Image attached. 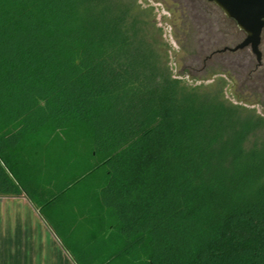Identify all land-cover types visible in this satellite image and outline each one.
<instances>
[{"label":"trees","instance_id":"trees-1","mask_svg":"<svg viewBox=\"0 0 264 264\" xmlns=\"http://www.w3.org/2000/svg\"><path fill=\"white\" fill-rule=\"evenodd\" d=\"M132 2L0 0V197L76 264H264V118L173 78Z\"/></svg>","mask_w":264,"mask_h":264},{"label":"rangeland","instance_id":"rangeland-1","mask_svg":"<svg viewBox=\"0 0 264 264\" xmlns=\"http://www.w3.org/2000/svg\"><path fill=\"white\" fill-rule=\"evenodd\" d=\"M126 1H137L135 12L149 23L151 37L173 78L190 88L224 89L229 102L264 118V33L263 67L251 74L257 59L250 48L208 60L217 49L235 48L246 35L217 10L210 17L202 0ZM254 140L255 136L249 138ZM7 216L8 211H0V246L9 244L11 224Z\"/></svg>","mask_w":264,"mask_h":264},{"label":"crops","instance_id":"crops-1","mask_svg":"<svg viewBox=\"0 0 264 264\" xmlns=\"http://www.w3.org/2000/svg\"><path fill=\"white\" fill-rule=\"evenodd\" d=\"M0 211H8L11 224L9 244L0 246V264H76L26 197H0Z\"/></svg>","mask_w":264,"mask_h":264},{"label":"water","instance_id":"water-1","mask_svg":"<svg viewBox=\"0 0 264 264\" xmlns=\"http://www.w3.org/2000/svg\"><path fill=\"white\" fill-rule=\"evenodd\" d=\"M217 5L225 16L236 22L238 28L245 33V40L235 48H227L222 52H237L250 48L258 64H262L261 51L264 32V0H208Z\"/></svg>","mask_w":264,"mask_h":264},{"label":"flooded vegetation","instance_id":"flooded-vegetation-1","mask_svg":"<svg viewBox=\"0 0 264 264\" xmlns=\"http://www.w3.org/2000/svg\"><path fill=\"white\" fill-rule=\"evenodd\" d=\"M203 1V6L205 7V6H210V7H215V8H217V9H219L220 11H222L217 5H215L214 3H210L208 0H202ZM210 9V8H209ZM215 11V10H214ZM223 12V11H222ZM224 14V13H223ZM225 15V14H224ZM264 33V32H263ZM262 64H263V62H262ZM262 64L260 65V64H258L259 66H262Z\"/></svg>","mask_w":264,"mask_h":264}]
</instances>
